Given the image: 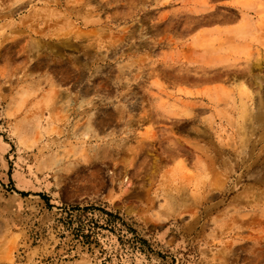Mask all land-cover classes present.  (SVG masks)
<instances>
[{"label":"rangeland","instance_id":"374dc122","mask_svg":"<svg viewBox=\"0 0 264 264\" xmlns=\"http://www.w3.org/2000/svg\"><path fill=\"white\" fill-rule=\"evenodd\" d=\"M263 185L264 0H0V264H264Z\"/></svg>","mask_w":264,"mask_h":264},{"label":"bare ground","instance_id":"6f19581e","mask_svg":"<svg viewBox=\"0 0 264 264\" xmlns=\"http://www.w3.org/2000/svg\"><path fill=\"white\" fill-rule=\"evenodd\" d=\"M205 137V136H204ZM256 139V138H255ZM255 142V141H254ZM261 143V142H260ZM246 144V143H245ZM254 145H256V144H254ZM217 147H219V146H217ZM256 147V146H255ZM255 154V153H254ZM242 155V154H241ZM232 157V156H231ZM238 157V156H237ZM248 157V156H247ZM241 158V157H240ZM244 158V157H243ZM251 158V157H250ZM253 160H255V159H253ZM258 160V159H257ZM245 161V160H244ZM215 162V161H214ZM255 163H257V161L255 162ZM238 164H240V163H238ZM239 166V165H238ZM252 166V165H251ZM227 168V167H226ZM237 168V167H236ZM240 169V168H239ZM238 169V170H239ZM248 169V168H247ZM225 172V171H224ZM228 172V171H227ZM244 172V171H243ZM249 172V171H248ZM252 173V172H251ZM228 174V173H227ZM230 174V173H229ZM224 175V174H223ZM243 175V174H242ZM233 179H235V178H233ZM241 180V179H240ZM242 181V180H241ZM211 183V182H210ZM235 183V182H234ZM208 186H210V184H207ZM238 185V184H237ZM236 186V185H235ZM234 186V187H235ZM264 186V185H263ZM204 187V186H203ZM207 188V187H206ZM225 191V190H224ZM208 193V192H207ZM221 193H222V191H221ZM227 194H228V192H227ZM209 195V194H208ZM215 195V194H214ZM224 195H225V193H224ZM205 196V195H204ZM212 195L210 194V197H211ZM206 198V197H205ZM235 198V197H234ZM221 199H223L222 197H221ZM212 200V199H211ZM210 201V200H209ZM224 201V200H223ZM181 205V204H180ZM202 205H203V203H202ZM206 205V204H205ZM242 206V205H241ZM246 206V205H245ZM205 207V206H204ZM206 209V208H205ZM209 209V208H208ZM195 210V209H194ZM204 210V209H203ZM207 210V209H206ZM193 212V211H192ZM204 212H206L205 210H204ZM195 213H196V211H195ZM200 213V212H199ZM250 213V212H249ZM254 213V212H253ZM191 214V213H190ZM258 214V213H257ZM247 215V214H246ZM238 216V215H237ZM260 218V217H259ZM254 224V223H253ZM250 225V224H249ZM256 225H258V224H256ZM244 229V228H243ZM242 229V230H243ZM230 230V229H229ZM241 231V230H240ZM235 235V234H234ZM255 239V238H254ZM231 240V239H230ZM244 240V239H243ZM248 239H246V241H247ZM250 240V239H249ZM251 241H254V240H251ZM256 241V240H255ZM257 242V241H256ZM233 243V242H232ZM242 243V242H241ZM255 243V242H254ZM246 244V243H245ZM236 245H237V242H236ZM239 245H241V244H239ZM249 248V247H248ZM256 257V256H255ZM261 258V257H260ZM262 259V258H261ZM259 261V260H258Z\"/></svg>","mask_w":264,"mask_h":264},{"label":"trees","instance_id":"16d2710c","mask_svg":"<svg viewBox=\"0 0 264 264\" xmlns=\"http://www.w3.org/2000/svg\"><path fill=\"white\" fill-rule=\"evenodd\" d=\"M83 229H84V224L82 223V222H78L77 223V225H76V231L78 232V233H82V231H83ZM83 234V233H82Z\"/></svg>","mask_w":264,"mask_h":264}]
</instances>
